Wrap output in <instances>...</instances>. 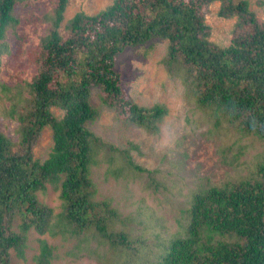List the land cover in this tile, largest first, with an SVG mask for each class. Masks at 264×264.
I'll use <instances>...</instances> for the list:
<instances>
[{
	"label": "trees",
	"instance_id": "16d2710c",
	"mask_svg": "<svg viewBox=\"0 0 264 264\" xmlns=\"http://www.w3.org/2000/svg\"><path fill=\"white\" fill-rule=\"evenodd\" d=\"M26 1L0 0V75L14 43L15 10ZM45 1L49 25L39 34L35 72L5 111L18 121L17 138L0 130V264H12V251L24 253L31 229L77 239L75 247L94 240L91 253L118 256L109 264H264V151L251 174L199 183L188 196L181 230L156 253L144 236L113 227L119 218L91 197L90 168L100 157L117 178L145 170L134 164L135 145L120 148L89 127L100 114L91 102L97 88L118 116L158 133L167 106L137 103L115 68L125 49L156 36L168 42L165 67L183 77L199 107L264 142V18L248 0H113L96 14L77 12L62 33L68 0ZM216 1L221 17H236L228 46L211 39L206 22L205 9ZM45 127L53 146L41 160L33 149ZM48 184L60 191L57 214L38 197ZM41 244L35 264H52V247Z\"/></svg>",
	"mask_w": 264,
	"mask_h": 264
},
{
	"label": "rangeland",
	"instance_id": "374dc122",
	"mask_svg": "<svg viewBox=\"0 0 264 264\" xmlns=\"http://www.w3.org/2000/svg\"><path fill=\"white\" fill-rule=\"evenodd\" d=\"M112 1L68 0L60 31L65 32L66 22L77 12L96 14ZM248 2L250 9L263 19L264 0ZM219 4V1L208 4L206 22L212 28L211 39L220 46H228L236 17H221ZM49 11L45 0H29L15 10L18 21L15 35L11 33L14 43L10 44L0 75V130L13 139L17 138L18 121L5 111L12 103L11 96L25 88L35 72L39 34L49 25L43 22V14ZM167 46L166 39L155 36L125 49L115 65L133 100L144 106L155 103L167 106L168 114L160 122L158 133L148 132L118 116L116 110L101 102L97 88L93 90L91 102L100 114L89 123L96 134L120 148L133 143L135 147H129L134 164L145 168L144 171L131 170L117 178L109 171L107 161L100 157L90 168L93 202L119 218L115 226L112 223L113 227L134 236H144L156 253L164 241L181 230L188 196L199 183L251 174L264 151L261 139L240 134L221 115L216 119L196 104L187 93L183 77L170 73L165 67ZM52 109L58 117L63 116L62 109ZM52 146V130L45 127L33 149L34 156L44 160ZM232 157V164L225 162ZM38 197L53 208L55 214L62 210L60 191L52 184H48L45 191H39ZM42 240L52 247V264H109L117 260V255L109 252L105 256L103 252L91 253L90 250L97 247L94 240L82 241L75 247L77 239L31 229L24 253L17 256L12 251V264H35L42 251Z\"/></svg>",
	"mask_w": 264,
	"mask_h": 264
}]
</instances>
